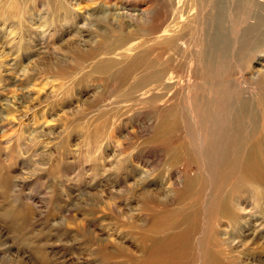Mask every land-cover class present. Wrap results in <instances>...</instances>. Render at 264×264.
I'll use <instances>...</instances> for the list:
<instances>
[{"label": "rangeland", "instance_id": "1", "mask_svg": "<svg viewBox=\"0 0 264 264\" xmlns=\"http://www.w3.org/2000/svg\"><path fill=\"white\" fill-rule=\"evenodd\" d=\"M14 1L19 3L16 11L7 4ZM235 1L224 0L225 8L218 13L215 4L210 8L203 3L201 9L194 0L181 5L177 0L129 1L131 11H145L135 20L119 21L133 24L128 29L133 45H150L152 51L158 48L156 36L168 24L190 22L194 28L190 40L177 43L169 56L172 71L181 65L178 73L169 68L165 78L174 88L147 95L132 92L126 105L118 81L106 85L88 73L94 59L76 61L78 52L102 40L104 24H112L93 26L92 36L83 32L87 34L81 38L83 21L61 25L57 20L56 28H47L45 22L54 24L57 16L46 8L37 9L29 0H0V264H128L130 254L142 257L126 223L137 222V229L147 224L142 204L131 199L134 192L141 199L144 185L168 195L166 201L173 194L169 185H201L212 203L200 213V225L207 216L214 225L218 215L209 216V207L229 197L236 217L223 223L221 231L228 236L222 234L216 242L210 232L205 238L202 224L195 236L200 244L188 248L191 257L184 264H201L203 258L206 264H264V20L257 18L264 10L249 4L236 10ZM96 6L84 1L74 8L87 15L102 11ZM140 25L147 32H139ZM206 29L210 37L222 31L207 75L202 55L185 54L182 47L202 52ZM152 58L162 62L159 52ZM191 65L196 84L187 87ZM64 67L74 70L60 75ZM161 93L171 94V99L144 101ZM162 106L181 108L168 138L181 146L177 163L168 160L159 145L167 138L155 136L147 142ZM241 106L248 108L245 132L236 119ZM101 112L116 117L115 126L112 121L105 126ZM101 134L104 137H98ZM97 141L105 146L88 159L86 148ZM125 160L128 166L123 169ZM245 163L251 164L250 170H242ZM203 196L170 203L168 209L193 202L201 206ZM115 250L118 254L111 259Z\"/></svg>", "mask_w": 264, "mask_h": 264}, {"label": "bare ground", "instance_id": "2", "mask_svg": "<svg viewBox=\"0 0 264 264\" xmlns=\"http://www.w3.org/2000/svg\"><path fill=\"white\" fill-rule=\"evenodd\" d=\"M29 1H31L34 4L35 8L37 9L46 8L47 11H51V13L54 16H57L56 17L57 19L55 20L54 24H51L49 20H48L49 22L48 21L47 23L45 22V26L47 28H51V27L56 28L57 20L58 23H60L61 25H65L67 23H72L77 21L78 22L83 21L81 26L79 27L80 29L79 33L81 34V38H82V36L85 37L87 34L83 32H89L88 36H92L89 35L92 27L100 23L104 24L105 21H107V23L109 22L110 25L112 24L114 26L112 28L109 27L107 24H104L105 29L101 30L102 34H100L101 37H99L102 40L100 39L101 41L98 43V45L97 46L94 45L95 47L89 49L88 51L78 52V54H76V56H78L77 58L78 60L76 61H78L79 63H83L82 61L92 58L94 59V62L92 63L91 70L88 73L97 74L98 77H100L106 85L110 84V82L118 81V87H117L118 92L120 96L123 97V101H121V103L127 105L130 102L129 97L131 93L135 91L137 92L140 91L141 93H143V95H147L154 90H159V89L166 90V89L174 88L172 84L168 83L167 80H165V78L169 73L168 69L170 68L171 53L172 51L175 52V47L177 46V43L183 40L185 41L190 40V36H192L193 34L192 28H194L191 26L192 23L188 22L186 26H178L179 24L178 25L168 24L165 28L161 30L162 32L159 33L155 38V41L157 42L156 46H158V48L156 47V49L154 48V50L151 51V48L153 46L150 47V45H148L147 48H142L143 45L140 46V45L131 44L130 41L133 39L132 37L134 36V35H130L129 32L131 31L128 30L129 27L133 25L131 22H128V24L127 23L124 24L123 22H121V24L126 25L127 28L126 26L125 28H123V25L119 23V21H124V18H130L132 20H135L139 17V15H143L142 12H145L142 11V12H138L137 14L131 11L133 9V5H130L129 3V1L131 0H98L99 2H95V0H29ZM84 1H87L88 3L89 2L95 3L97 5L96 8H103V9L101 12L100 11L89 12L87 15H81L80 13L76 12L74 6L75 4L77 5L79 4L80 7V5ZM186 1L188 0H177L179 5H181ZM194 1L197 2V5L201 6L200 7L201 9L203 3L209 5L210 8L213 6V4H215L217 13L225 8L224 0H194ZM163 3H165V1H163ZM7 4L10 5L9 8L10 10L16 11L19 8V3L15 1L13 2V4H11V2L10 3L8 2ZM171 4L174 5V2H172ZM246 4H249V7L251 8L261 7V9L260 8L259 9L264 10V0H240V1L236 0L235 1L236 6L234 7V9L239 10L240 7H243ZM1 5L3 6V3ZM128 5L130 7H128ZM115 8H121L123 12H116L114 11ZM177 12L179 13V11ZM178 13H176L175 17L178 16L179 18ZM257 18L259 19V22H262L264 20V16L262 15L258 16ZM52 21L54 20L52 19ZM137 29H139V32H143V33L147 32L142 25H140V27L138 26ZM184 30L187 33H184L183 32ZM131 33H133V31ZM219 34H222L221 30H217L216 32L213 33L214 36L210 37L209 30L206 29V33L204 36L205 38L204 40L206 41V43H204L205 48H202V52H197L194 46L191 49H186L184 46H182L185 51V54H197L200 56L202 55V59L204 58V63L207 65L205 69L206 75L210 72L209 70L211 69V65H213L212 60L210 58L211 51L215 47L216 44L215 42L218 39ZM85 39L86 38L81 39V41L82 42L86 41ZM87 41L89 40L87 39ZM126 47L128 48L126 49ZM157 52H159V57L162 60V62L158 63L153 58L151 59L152 54ZM73 54L75 53L73 52ZM176 54L177 57L181 55L178 50L176 51ZM160 65L162 68L158 67ZM174 66L175 68H172L173 71H176L178 73V69L180 68L181 65L175 64ZM66 67L61 68L60 75L63 74L66 75L68 72L74 70V69L69 70ZM173 71L171 70L172 74ZM186 73L189 76V82L187 84V87L196 84V83H192V81L196 82V80H193L195 77V70L192 65L190 66V68H187ZM63 77L65 76H62V78ZM177 84L180 86L182 82ZM182 86L183 85H181L180 87ZM170 99H171V94L161 93L152 96L148 95L146 96V99L144 101L147 104L148 103L153 104L154 102L157 101L159 103L163 100H170ZM159 111L160 112L157 118L158 121L154 125L153 132L147 142L148 144H151V140L155 136H158L159 138L160 137L167 138V140H164L159 143V145L162 147L160 148L163 149L165 154L168 156L169 158L168 160L177 163V160L180 157L178 150L179 148H181V146L179 144L172 145V143L168 141V138L172 137L173 135V131L177 125L178 116L181 112V108L176 106H169V107L162 106L161 109H159ZM103 112H101L102 114L100 115V118L104 119V115H105L104 125L112 126L111 121L113 123L114 122L113 120L116 117H107L106 116L107 114ZM248 117L249 116H248L247 106H241L236 115V119L238 121V127L241 132H245V123L247 122L246 120ZM95 118L94 120L98 119ZM192 119L194 120V121L192 120V122L196 123L193 114H192ZM89 124L91 125V123ZM89 128L87 127L88 130ZM100 133H102V131ZM102 136L103 135L101 134V136L98 137H102ZM99 141H97V143H95L94 145H91L90 142V144L87 146L86 150L88 152L87 153L88 159L93 158V156L95 155L94 153L100 152L101 149L99 148L102 145L105 146L104 141L102 142ZM117 146L121 147L120 144H118ZM223 155L227 156L225 153H223ZM124 162H126V164L122 166L123 169L125 167L127 168L128 166V161L125 160L122 163ZM165 163H167V160ZM250 168H251V164L245 163L243 165L242 170L247 171L250 170ZM179 186L180 185H178V187L176 186L175 188H171L172 185H169L168 189L169 190L173 189L172 191L173 194L171 193L172 194L171 201H166L168 195L162 197L160 195V192L158 190H155L156 188H151L150 185L149 186L144 185L145 190L142 191L140 200L138 199V194L136 192H134V195L131 196V199L132 198L137 199L142 204L143 206L142 208L144 212H146L147 224L145 226H140L137 229V225H138L137 222L126 223V228H128L127 231L132 233L137 238V241H139L140 244V249L143 252V256L138 259L134 257L133 254H130L128 264H184L185 262H183V260H186V258L191 257V255L188 253V248L196 247L199 246L200 244L201 239L195 238V236L197 235L198 230L202 227V224L205 228H207V230L205 229L206 231L205 238L209 237L210 232L212 236L216 239V242L219 241L220 235L224 234L225 236H228L227 235L228 232L226 230L221 231V228H223V223L225 220H228L227 222L229 223L233 222L236 217L235 213L231 208V204L228 199L229 197H225L226 200L221 205L215 206V208L209 207V216H211L213 213L214 214L217 213L216 215H218L219 220H217L214 225L210 224L209 222L213 220V218H209L208 216L205 217V221L202 222L200 225L198 224V221H200L199 215L206 206L212 203L208 201L210 197H207V192L205 193L207 199L205 198V196H203L204 191L201 188V185H183L182 187ZM261 186L264 189V185ZM198 194H201L204 197L201 206L193 202L188 207H179V208L177 207V208L168 209L169 207L168 204L170 203L173 204L177 202L184 203L185 201L191 199L194 196L198 197ZM174 199H176V201ZM117 254L118 251L115 250L112 253H110L109 257L111 259L116 258ZM204 255H207V251ZM221 263L222 262L220 261L217 262L216 264H221ZM201 264H206V260L204 262V258Z\"/></svg>", "mask_w": 264, "mask_h": 264}]
</instances>
